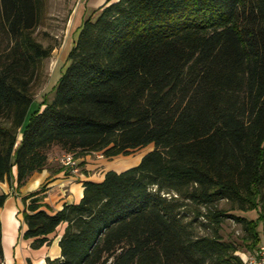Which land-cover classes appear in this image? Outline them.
I'll return each instance as SVG.
<instances>
[{
    "label": "trees",
    "instance_id": "16d2710c",
    "mask_svg": "<svg viewBox=\"0 0 264 264\" xmlns=\"http://www.w3.org/2000/svg\"><path fill=\"white\" fill-rule=\"evenodd\" d=\"M47 2L0 0V182L15 168L23 187L54 146L76 159L153 148L82 181L80 201L59 211L45 186L25 196L22 238L37 250L65 225L45 264H248L220 232L232 219L246 251L264 245V0L108 4L83 21L52 99L38 102Z\"/></svg>",
    "mask_w": 264,
    "mask_h": 264
},
{
    "label": "crops",
    "instance_id": "0c3cea01",
    "mask_svg": "<svg viewBox=\"0 0 264 264\" xmlns=\"http://www.w3.org/2000/svg\"><path fill=\"white\" fill-rule=\"evenodd\" d=\"M117 1L119 0H71L73 6L65 32V39L69 43L65 52L66 58L74 45L83 21L92 13L98 12L99 9ZM49 160L51 162L50 157ZM53 171L47 166L41 173H34L25 185L18 189L15 185L16 169L14 168L11 182H0V193L7 195L3 207L0 209L3 246V261H0V264H24L25 259H33L35 264L38 261L45 264L47 258L54 260L60 257L58 243L65 225L59 226L56 232L48 236L51 241L49 246H43L37 250L30 248L32 240L22 238V233L26 230L22 215L25 208L22 199L25 196L37 191L46 184L43 202L53 212L61 210L65 204L78 203L82 198L83 188L81 182L88 180V178L81 174L79 179L71 177L61 179V171L54 175ZM58 177L61 180L52 182ZM27 264H31L29 260H27Z\"/></svg>",
    "mask_w": 264,
    "mask_h": 264
},
{
    "label": "rangeland",
    "instance_id": "374dc122",
    "mask_svg": "<svg viewBox=\"0 0 264 264\" xmlns=\"http://www.w3.org/2000/svg\"><path fill=\"white\" fill-rule=\"evenodd\" d=\"M72 4L73 3L71 0H48L44 19L34 33L36 40L40 44H42L44 47H52L51 55L49 58L43 61L39 79L35 83L32 90L33 98L38 102H42L45 96L46 99H52L53 87L67 66L65 52L67 49V44L69 43L65 39V32L67 21L72 11ZM18 138L20 139V136ZM152 148V146H149L145 149L135 151L130 156H119L113 159H107L101 153L87 154L84 158H78L80 170L79 174L76 176H70V173H63V168H61V166L56 162L59 157L66 153L63 152L59 147L54 146L48 152L51 159V162L50 160L48 161V167L50 170H57L61 168V179H64V177L79 179L81 174L84 175L83 172L86 171L87 175L84 176L88 178V180L98 182L102 179V176L107 171L113 170L120 172L136 166L142 156L151 151ZM60 178L58 177L52 182L61 180ZM44 186L46 188L47 185L44 184L43 187ZM221 206L225 207L227 205L226 203H222ZM233 214L244 217L248 220H256L257 218L256 211ZM257 229L260 232V225ZM198 230L202 233L200 228H198ZM220 233L224 240L234 241L241 245L239 249V255L248 262V259H250L253 254L246 251L245 247L243 246V233L240 225L235 223L232 219H226L222 225ZM27 260H29L31 264H35L33 259H25L24 264H27Z\"/></svg>",
    "mask_w": 264,
    "mask_h": 264
},
{
    "label": "built area",
    "instance_id": "2783aa9c",
    "mask_svg": "<svg viewBox=\"0 0 264 264\" xmlns=\"http://www.w3.org/2000/svg\"><path fill=\"white\" fill-rule=\"evenodd\" d=\"M56 162L63 168L65 174L70 173V176H76L80 172L79 161L74 157V154L66 153ZM248 264H264V245H261L257 253L248 259Z\"/></svg>",
    "mask_w": 264,
    "mask_h": 264
},
{
    "label": "bare ground",
    "instance_id": "6f19581e",
    "mask_svg": "<svg viewBox=\"0 0 264 264\" xmlns=\"http://www.w3.org/2000/svg\"><path fill=\"white\" fill-rule=\"evenodd\" d=\"M36 264H43V262L42 261H38V262H36Z\"/></svg>",
    "mask_w": 264,
    "mask_h": 264
}]
</instances>
